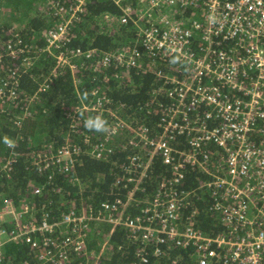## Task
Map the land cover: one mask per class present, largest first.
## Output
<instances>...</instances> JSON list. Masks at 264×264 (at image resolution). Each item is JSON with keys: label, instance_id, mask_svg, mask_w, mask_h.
Wrapping results in <instances>:
<instances>
[{"label": "built area", "instance_id": "built-area-1", "mask_svg": "<svg viewBox=\"0 0 264 264\" xmlns=\"http://www.w3.org/2000/svg\"><path fill=\"white\" fill-rule=\"evenodd\" d=\"M112 1L122 12L119 23L134 28L135 48L106 53L69 47L84 0L57 3L52 9L57 24L45 34L47 46L40 51L56 57V68L42 86L64 69L92 60L150 68L161 84L146 107L161 109L159 132L152 136L135 119L128 122L107 110V97L93 89L91 108L111 114L104 135L108 147L96 144L92 153L111 155L117 138L125 136V144L148 149L146 160L139 154L130 158L116 182L126 193L60 216L38 215L28 204L19 208L0 194V264H5L4 246L15 241L36 253V262L24 264H70L74 254L84 264H108L104 253L115 232H128L139 245L128 264H162L170 246L186 252L187 260L177 257L165 264H264V0ZM173 56L180 62L171 64ZM21 65L31 69L34 64L25 57ZM19 85L15 70L8 91L0 88V98L16 100ZM30 117L27 111L16 122ZM68 119L72 127L81 121L77 113ZM180 140L186 148L179 147ZM65 144L35 152V164L44 171H69L82 150ZM156 158L170 167V177L160 179L152 198L138 201L135 193L144 190ZM192 170L207 176L198 190L209 195L208 214L219 231L196 226L199 214L191 200L196 192L183 188ZM132 204L141 205L136 213L129 210ZM104 226L110 228L107 235ZM96 228L101 236L93 242Z\"/></svg>", "mask_w": 264, "mask_h": 264}, {"label": "trees", "instance_id": "trees-1", "mask_svg": "<svg viewBox=\"0 0 264 264\" xmlns=\"http://www.w3.org/2000/svg\"><path fill=\"white\" fill-rule=\"evenodd\" d=\"M75 1L0 0V88L8 91L15 70L20 78L17 99L0 98V194L12 199L19 208L28 204L37 210L38 215L60 216L71 210L81 211L118 193H126L116 186L124 168L133 155L139 154L144 161L148 156V149H141L134 143L125 144L118 138V147L111 155L107 150L101 156L92 153L96 144L105 143L108 147V141L104 137L106 133L85 129L84 119L97 114L109 119L107 117L111 114L91 108L95 102L91 95L93 89L99 90L98 96L107 97V110L119 114L128 122L135 119L138 124L147 126L152 136L159 132L161 109L146 107L161 84L150 68L127 69L118 64L107 66L92 60L75 69H64L45 87L42 86L56 68L53 54L40 53L47 46L45 34L57 24L52 9L57 3L69 6ZM121 13L112 0H84L80 20L70 31L72 41L69 47L106 53L135 48L132 40L134 28L119 23ZM25 57L31 58L34 64L31 69L21 65ZM84 90L89 93L87 101L80 100ZM158 98L164 102L167 100L165 95ZM27 111L32 117L17 124V118L24 117ZM72 113H83L76 127H72L68 119ZM5 135L15 140V148H9L2 142ZM65 143L76 144L82 150L72 169L67 172L44 171L35 164V152L48 145L61 148ZM178 143L180 148H186L185 141ZM147 173L143 181L144 190L135 193L138 201L154 196L160 179L170 177V167L164 165L161 158H156ZM206 178L199 171H189L183 188L196 192V196L191 197L193 208L199 214L196 226L215 232L219 231L217 223L208 214L210 197L206 191L198 190ZM140 206L132 204L129 210L136 213ZM98 230H94L93 242L101 236ZM102 231L107 235L110 228L104 226ZM137 239L141 245V239ZM103 242L104 239H100L97 250ZM119 246L122 248L119 249ZM138 248V243L128 232H115L104 253V261L108 264H128ZM166 252L162 264L171 263L177 257L187 260L186 252L182 253L174 246L167 248ZM35 255V251L22 242L15 241L4 246L5 264L36 262ZM70 264H84V260L74 254Z\"/></svg>", "mask_w": 264, "mask_h": 264}, {"label": "clouds", "instance_id": "clouds-1", "mask_svg": "<svg viewBox=\"0 0 264 264\" xmlns=\"http://www.w3.org/2000/svg\"><path fill=\"white\" fill-rule=\"evenodd\" d=\"M180 62V58L178 56H173L170 59L171 64H177ZM89 97V93L87 90H84L80 95L81 101H87ZM80 118H83V113H80ZM84 127L90 132L96 133H107L109 131L110 125L109 122L102 116V114H97L95 116H89L84 119ZM2 142L9 148H15L16 142L12 138L5 135L3 137Z\"/></svg>", "mask_w": 264, "mask_h": 264}, {"label": "rangeland", "instance_id": "rangeland-1", "mask_svg": "<svg viewBox=\"0 0 264 264\" xmlns=\"http://www.w3.org/2000/svg\"><path fill=\"white\" fill-rule=\"evenodd\" d=\"M118 139H119L120 141H122V142H124V141L127 140L125 136H124V137H118ZM116 143L118 144V141H117V140H116Z\"/></svg>", "mask_w": 264, "mask_h": 264}]
</instances>
